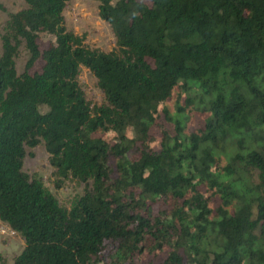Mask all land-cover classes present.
<instances>
[{"label":"trees","instance_id":"16d2710c","mask_svg":"<svg viewBox=\"0 0 264 264\" xmlns=\"http://www.w3.org/2000/svg\"><path fill=\"white\" fill-rule=\"evenodd\" d=\"M69 1L24 0L1 37L13 264H264V0H96L111 51L67 29ZM41 140L60 176L88 184L71 208L24 170Z\"/></svg>","mask_w":264,"mask_h":264},{"label":"rangeland","instance_id":"374dc122","mask_svg":"<svg viewBox=\"0 0 264 264\" xmlns=\"http://www.w3.org/2000/svg\"><path fill=\"white\" fill-rule=\"evenodd\" d=\"M24 5V0H0V49L2 48L1 37L5 32L9 14L20 10ZM64 15L67 29L85 36L84 41L89 47L104 51H111L117 47L111 26L99 15L98 1L71 0L67 3ZM27 58L28 52L22 45L16 57L19 73L24 70ZM39 65L40 63L37 64ZM78 79L92 106L105 102V96L98 85L97 78L88 68L82 67ZM24 170L32 177L40 178L59 203L67 208H71L73 201L82 195L88 186L87 183L72 176L62 177L57 173L50 162V154L44 140L35 147L26 146ZM0 246V264H13L16 255L24 248V239L17 234L15 237L1 241Z\"/></svg>","mask_w":264,"mask_h":264},{"label":"built area","instance_id":"2783aa9c","mask_svg":"<svg viewBox=\"0 0 264 264\" xmlns=\"http://www.w3.org/2000/svg\"><path fill=\"white\" fill-rule=\"evenodd\" d=\"M17 234L18 232L8 223L0 220V242L15 237Z\"/></svg>","mask_w":264,"mask_h":264},{"label":"crops","instance_id":"0c3cea01","mask_svg":"<svg viewBox=\"0 0 264 264\" xmlns=\"http://www.w3.org/2000/svg\"><path fill=\"white\" fill-rule=\"evenodd\" d=\"M2 245V244H1ZM1 247V246H0ZM1 250V249H0Z\"/></svg>","mask_w":264,"mask_h":264}]
</instances>
